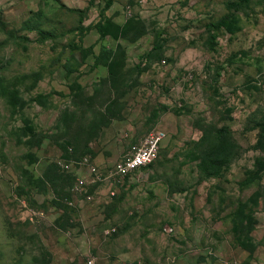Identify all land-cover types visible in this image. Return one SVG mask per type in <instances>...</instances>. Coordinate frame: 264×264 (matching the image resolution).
Listing matches in <instances>:
<instances>
[{"label":"rangeland","instance_id":"1","mask_svg":"<svg viewBox=\"0 0 264 264\" xmlns=\"http://www.w3.org/2000/svg\"><path fill=\"white\" fill-rule=\"evenodd\" d=\"M91 1L0 0V264H264V0Z\"/></svg>","mask_w":264,"mask_h":264},{"label":"built area","instance_id":"2","mask_svg":"<svg viewBox=\"0 0 264 264\" xmlns=\"http://www.w3.org/2000/svg\"><path fill=\"white\" fill-rule=\"evenodd\" d=\"M166 133L162 128L154 127L140 136L128 150L121 156L118 162L106 169L100 168L90 156H85L77 162L69 160V165L63 166L61 162L58 165L65 167L66 171L77 168L72 175L74 180L70 186V194L84 195L86 201H91L92 196L87 194V188L104 184L110 187L120 186L132 174L138 172L145 166L156 161ZM67 201V205L72 206V202ZM32 217L42 216L41 213L31 211ZM168 234L173 233L172 228L165 230ZM87 264H94L93 259H89ZM248 264H256L254 262Z\"/></svg>","mask_w":264,"mask_h":264},{"label":"trees","instance_id":"3","mask_svg":"<svg viewBox=\"0 0 264 264\" xmlns=\"http://www.w3.org/2000/svg\"><path fill=\"white\" fill-rule=\"evenodd\" d=\"M94 0L91 1V3H93ZM110 5V0L107 1V4H106V7H108ZM229 16L226 15L224 16L221 20H219L215 25L214 24H211V25H208V29H210L211 33L209 35V41L210 42H213L217 37H218V34L220 33V30H221V27L224 23V21L226 19H228ZM45 34V33H44ZM147 56V54L143 55V56H140L139 59H140V64H141V61ZM139 64V65H140ZM139 65H138V68H139ZM73 180H74V177H73Z\"/></svg>","mask_w":264,"mask_h":264}]
</instances>
